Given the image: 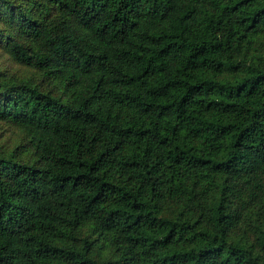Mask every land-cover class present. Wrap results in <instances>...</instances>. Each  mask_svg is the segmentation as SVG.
Returning a JSON list of instances; mask_svg holds the SVG:
<instances>
[{"label":"trees","instance_id":"obj_1","mask_svg":"<svg viewBox=\"0 0 264 264\" xmlns=\"http://www.w3.org/2000/svg\"><path fill=\"white\" fill-rule=\"evenodd\" d=\"M0 50L60 91L0 80V264H264V0H0Z\"/></svg>","mask_w":264,"mask_h":264},{"label":"rangeland","instance_id":"obj_2","mask_svg":"<svg viewBox=\"0 0 264 264\" xmlns=\"http://www.w3.org/2000/svg\"><path fill=\"white\" fill-rule=\"evenodd\" d=\"M0 80L4 81H27L38 85L44 90H52L60 93L57 86L48 82L43 76L34 68L18 63L8 54L0 50ZM27 145V139L19 127L7 120H0V153L8 154L12 151H17L20 158L26 159L29 152L25 153L24 149ZM90 230L88 226L81 228V234L87 235ZM110 255L108 249L103 248L101 244L95 248L93 256L98 259L106 258Z\"/></svg>","mask_w":264,"mask_h":264}]
</instances>
